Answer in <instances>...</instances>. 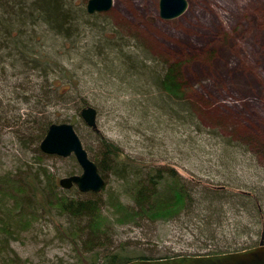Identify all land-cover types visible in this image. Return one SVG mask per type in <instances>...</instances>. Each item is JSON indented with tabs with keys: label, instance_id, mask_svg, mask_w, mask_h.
Masks as SVG:
<instances>
[{
	"label": "rangeland",
	"instance_id": "obj_1",
	"mask_svg": "<svg viewBox=\"0 0 264 264\" xmlns=\"http://www.w3.org/2000/svg\"><path fill=\"white\" fill-rule=\"evenodd\" d=\"M158 1L112 0L107 11L93 13L97 21L109 24L101 30L96 28L94 37L92 33L87 34L82 42L91 44L100 40V35L120 41L118 44L126 40L138 45L137 50L134 46L127 47L129 53L142 54L138 49L144 48L157 57L177 63L184 92L194 105L195 120L202 131H194V125L176 129L177 124H174L173 128L168 127L171 131L154 132L152 142L150 131L144 127L153 119L143 120L137 112L145 100L142 94L134 93L133 84L128 86L123 80L113 77L107 80L103 77L102 64L91 67L83 62L85 58L71 51L73 54L67 55L65 64L67 74L75 80L71 83L77 86L81 96L88 98L96 108L98 132L118 145L123 155L146 165L165 162L186 178L200 177L213 183L226 180L234 189L242 185L264 189V180H261L264 173V0H186V9L170 19L159 17ZM71 2L84 8L86 0ZM9 81H12L10 77ZM24 106L19 109L21 112L27 111ZM48 110L59 120L71 115L69 122L82 142L94 145V136L89 134L79 111L71 104ZM159 119L163 124L168 122L160 114ZM137 129L145 130L141 133ZM190 130L193 131L191 137ZM219 135L231 136L239 142L238 151H232L228 158L225 154L221 157L217 144ZM34 149V146H23L11 128L0 127V173L27 166L46 168L55 174L58 192L69 197L82 196L74 185L63 188L58 184V179L68 176L70 171L80 173L73 155L38 154ZM103 179L104 186L98 192L102 201L110 192L121 188L116 175L108 172ZM261 206L263 209V204ZM101 208L103 214L108 215L101 227L108 244L99 252H120L136 259L165 252L185 255L206 250L202 240L171 219L154 222L141 219L138 224H119L106 200ZM238 213L242 215V209ZM262 214L258 222L257 217L248 218L243 214L242 221L249 226L241 238L246 241L244 248L258 244L261 234L264 236V209ZM34 216L24 230L17 228L16 238H6L0 229V256L2 252L17 256L20 264H77L79 253L84 256L86 252L80 239H74L75 246L66 234L67 216L55 208L37 209Z\"/></svg>",
	"mask_w": 264,
	"mask_h": 264
},
{
	"label": "trees",
	"instance_id": "obj_2",
	"mask_svg": "<svg viewBox=\"0 0 264 264\" xmlns=\"http://www.w3.org/2000/svg\"><path fill=\"white\" fill-rule=\"evenodd\" d=\"M72 3L71 0H0V84L6 86L0 85V127L11 128L23 146H34L39 154L42 153L39 142L47 127L53 122L70 121L71 115L59 120L49 108L71 104L79 111L84 106H93L88 98L81 96L77 86L71 83L75 80L67 74V55L74 53L85 58L83 62L91 67L102 64L106 72L103 77L107 80L110 77L123 80L128 86L133 84L134 93L142 94L145 100H141L137 112L143 120L153 119L144 127L150 131L152 142L154 132L171 131L168 127L173 128L174 124H177L176 129L194 125V131H202L195 120L194 105L184 92L177 63L157 57L144 48L138 49L142 54L129 53L127 47L134 46L137 50L138 45L126 40L118 44L120 41L100 35L95 43L82 42L87 34L92 33L94 37L96 28L101 30L109 23L97 21L95 14H88L81 4ZM22 105H26L27 111L19 110ZM159 114L168 122L163 124ZM87 129L94 136L93 146L85 145L75 131L98 172L103 178L109 172L120 180L121 188L105 198L112 207L116 223L171 219L203 241L204 252L196 250L188 254H216L244 248L246 241L241 238L249 226L242 221V216L257 217L259 221L264 209V189L243 185L234 189L225 179L222 183H213L200 177L186 178L165 162L146 165L123 155L118 145L98 131ZM145 129L137 131L142 133ZM192 132L189 131V137ZM217 138L221 157L225 154L228 158L232 151H238L240 143L231 136ZM257 151L261 154L258 147ZM71 174H75L74 171H70ZM57 187L55 174L46 168L27 166L0 173V229L6 238H16L17 228L24 230L35 217V210L55 208L68 218L66 234L72 243L77 246L74 239H80L86 252L84 256L79 253L77 264H124L132 259L120 252H99L108 244L101 231L108 215L102 212L105 200H101L99 193L81 192L82 196L69 197L58 192ZM9 226L16 230L14 227L10 230ZM1 254L0 264H20L17 256ZM174 255L178 253L137 258Z\"/></svg>",
	"mask_w": 264,
	"mask_h": 264
},
{
	"label": "water",
	"instance_id": "obj_3",
	"mask_svg": "<svg viewBox=\"0 0 264 264\" xmlns=\"http://www.w3.org/2000/svg\"><path fill=\"white\" fill-rule=\"evenodd\" d=\"M112 0H86L85 9L88 14L107 11ZM187 7L186 0H159V17L170 19L180 15ZM96 109L84 106L79 116L91 129L97 131ZM39 149L46 154L66 157L73 155L80 166V173L60 177L58 184L63 188L75 186L81 192L98 193L104 186V179L98 172L96 163L89 158L87 151L70 122H53L39 142ZM263 234L258 244L240 250L216 254H185L165 258H136L124 264H264Z\"/></svg>",
	"mask_w": 264,
	"mask_h": 264
},
{
	"label": "bare ground",
	"instance_id": "obj_4",
	"mask_svg": "<svg viewBox=\"0 0 264 264\" xmlns=\"http://www.w3.org/2000/svg\"><path fill=\"white\" fill-rule=\"evenodd\" d=\"M84 10H85V12H86V9H85V7H84ZM87 13V12H86ZM94 107V106H93Z\"/></svg>",
	"mask_w": 264,
	"mask_h": 264
}]
</instances>
